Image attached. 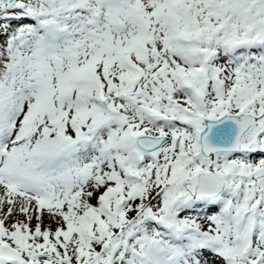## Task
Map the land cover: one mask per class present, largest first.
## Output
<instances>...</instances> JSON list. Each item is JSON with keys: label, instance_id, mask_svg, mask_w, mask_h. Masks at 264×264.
Returning a JSON list of instances; mask_svg holds the SVG:
<instances>
[{"label": "snow or ice", "instance_id": "snow-or-ice-1", "mask_svg": "<svg viewBox=\"0 0 264 264\" xmlns=\"http://www.w3.org/2000/svg\"><path fill=\"white\" fill-rule=\"evenodd\" d=\"M0 264H264V0H0Z\"/></svg>", "mask_w": 264, "mask_h": 264}]
</instances>
